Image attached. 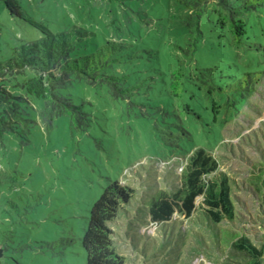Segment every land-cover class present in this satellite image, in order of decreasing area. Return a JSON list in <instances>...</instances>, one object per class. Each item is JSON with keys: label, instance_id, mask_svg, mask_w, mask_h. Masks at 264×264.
Masks as SVG:
<instances>
[{"label": "rangeland", "instance_id": "1", "mask_svg": "<svg viewBox=\"0 0 264 264\" xmlns=\"http://www.w3.org/2000/svg\"><path fill=\"white\" fill-rule=\"evenodd\" d=\"M20 2L28 16L55 32L82 35L86 44L119 39L121 24L134 29L139 22L161 33L148 21L158 16L148 17L158 7L155 0ZM260 2L258 11L245 16L251 46L219 39L212 22H204L207 35L198 59L218 65L230 82L238 78L229 75L243 77L249 70L263 74L264 0ZM41 36L40 29L12 16L0 0L1 61L11 57L15 46ZM94 98V105L86 106L88 126L80 128L61 115L52 124L39 119L26 135L10 132L0 140V264H85L81 237L92 204L110 180L136 188L127 206L132 214L120 211L109 223L126 264H242L249 256L233 242L244 235L256 247L263 245L264 200L255 183L264 173V78L240 109L216 126L188 119L193 135L186 151H173L160 140L147 116L149 107L111 101L104 94ZM198 145L212 149L219 170L229 176L240 217L213 226L198 209L192 218L175 213L169 224H155L144 211L137 213L158 187L166 188L170 181L179 185L181 164L171 158ZM201 199L196 198L197 204Z\"/></svg>", "mask_w": 264, "mask_h": 264}, {"label": "trees", "instance_id": "2", "mask_svg": "<svg viewBox=\"0 0 264 264\" xmlns=\"http://www.w3.org/2000/svg\"><path fill=\"white\" fill-rule=\"evenodd\" d=\"M4 1L12 16L40 29L42 36L15 46L8 60H0V140L10 132L26 135L39 119L52 124L61 115H68L80 128L88 126L91 116L86 106L104 94L111 101L149 107L147 116L160 140L173 151L185 150L193 135L188 119L203 127L216 126L228 113L238 111L264 78V71L258 75L249 70L243 77L229 75L238 78L230 82L218 65L198 59L208 21L219 39L251 46L245 16L258 11L260 0H175L174 10L172 0H155L158 7L148 17L158 16L148 21L160 34L139 22L134 29L121 24L119 39H93L87 44L82 35L55 32L28 16L20 0ZM163 33L168 36L162 37ZM173 158L181 164L179 185L170 181L166 188L158 187L137 213L144 211L155 224H169L175 213L192 218L198 209L213 226L240 217L230 178L219 170L212 149L198 145ZM258 178L255 187L264 200V173ZM135 192L127 183L110 180L92 204L81 237L85 264H126L109 223L120 211L132 214L127 206ZM232 244L249 256L242 264H264V242L256 247L243 235Z\"/></svg>", "mask_w": 264, "mask_h": 264}]
</instances>
